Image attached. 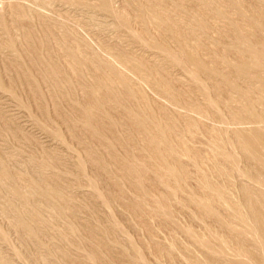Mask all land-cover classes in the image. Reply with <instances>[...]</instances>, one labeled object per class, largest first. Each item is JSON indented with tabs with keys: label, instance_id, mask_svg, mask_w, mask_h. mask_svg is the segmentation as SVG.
Listing matches in <instances>:
<instances>
[{
	"label": "rangeland",
	"instance_id": "obj_1",
	"mask_svg": "<svg viewBox=\"0 0 264 264\" xmlns=\"http://www.w3.org/2000/svg\"><path fill=\"white\" fill-rule=\"evenodd\" d=\"M0 264H264V0H0Z\"/></svg>",
	"mask_w": 264,
	"mask_h": 264
}]
</instances>
